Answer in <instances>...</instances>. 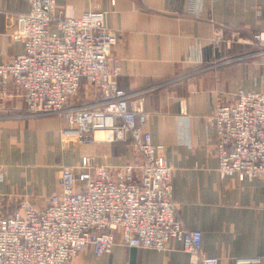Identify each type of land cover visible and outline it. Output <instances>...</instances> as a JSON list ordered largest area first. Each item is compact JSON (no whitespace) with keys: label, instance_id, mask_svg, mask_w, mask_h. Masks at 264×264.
I'll use <instances>...</instances> for the list:
<instances>
[{"label":"crops","instance_id":"crops-1","mask_svg":"<svg viewBox=\"0 0 264 264\" xmlns=\"http://www.w3.org/2000/svg\"><path fill=\"white\" fill-rule=\"evenodd\" d=\"M111 1L57 0V6L72 16L105 12L106 26L118 37L111 52L121 65L117 84L144 102L152 142L164 146L172 168L178 218L201 232L200 253L219 264L248 258L264 264V180L219 174L210 123L218 102H231L239 92L264 94V53L251 44L253 34L264 32V0ZM27 10L24 0H0V64L23 53L10 35L15 16ZM24 110L21 90L10 85L7 96L0 95V218L23 202L42 208L59 190L62 166L88 157L114 167L132 158L122 144L62 146L61 118L27 117ZM115 239L110 254L87 249L70 264H200L179 243L156 251Z\"/></svg>","mask_w":264,"mask_h":264},{"label":"built area","instance_id":"built-area-1","mask_svg":"<svg viewBox=\"0 0 264 264\" xmlns=\"http://www.w3.org/2000/svg\"><path fill=\"white\" fill-rule=\"evenodd\" d=\"M24 1L28 10L15 16L10 35L24 51L0 64V95L7 96L14 85L30 116L61 118L62 146L129 139L140 165H97L83 157L76 166H62L59 190L42 208L23 202L0 218V264H70L87 249L103 256L112 252L116 235L130 248L162 251L179 243L200 264H219L200 253L201 232L186 229L178 218L172 168L164 146L152 142L143 100L117 84L121 65L111 52L118 37L106 26L105 12L72 16L57 0ZM252 41L264 53V32L253 34ZM82 88L92 89V102L71 104ZM210 123L219 174L264 180V94L239 92L231 102H218ZM97 132L106 139L96 140Z\"/></svg>","mask_w":264,"mask_h":264},{"label":"rangeland","instance_id":"rangeland-1","mask_svg":"<svg viewBox=\"0 0 264 264\" xmlns=\"http://www.w3.org/2000/svg\"><path fill=\"white\" fill-rule=\"evenodd\" d=\"M255 47L260 49V47H258L257 45H255ZM91 91H92V89H84V88H82L80 90V92H78V94L71 100V104H73V105H85V104H88V103L92 102L93 98L90 95ZM21 115L27 116V117H40V118H42V117H57V118H59L58 116H30L29 112L26 110V108H25V110L23 111V113ZM88 144H92L93 145L94 143H83V144H77V145H79V148H80L83 145H88ZM106 144H109V145L110 144H122V146H125V145L128 146V149L132 153V158L127 160L126 163H124L122 166L134 165L135 167H137V166L140 165V156L136 152L135 148L133 147V145H132V143H131V141L129 139H125L124 141H118V142H114V143H106ZM75 151H77V150H75ZM75 151L72 150L71 152H74V154H76ZM112 153L114 155L117 153L116 148H114V147L112 148ZM76 165H78V164H76ZM120 166L114 165V167H120Z\"/></svg>","mask_w":264,"mask_h":264},{"label":"bare ground","instance_id":"bare-ground-1","mask_svg":"<svg viewBox=\"0 0 264 264\" xmlns=\"http://www.w3.org/2000/svg\"><path fill=\"white\" fill-rule=\"evenodd\" d=\"M95 139L96 140H100V141H104L106 139V133H104V132H97L95 134Z\"/></svg>","mask_w":264,"mask_h":264}]
</instances>
